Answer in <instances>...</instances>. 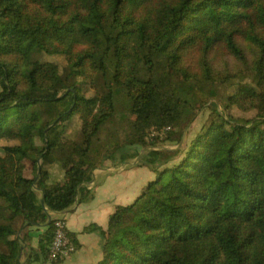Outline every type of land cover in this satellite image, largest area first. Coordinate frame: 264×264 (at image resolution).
I'll use <instances>...</instances> for the list:
<instances>
[{"label":"trees","instance_id":"trees-1","mask_svg":"<svg viewBox=\"0 0 264 264\" xmlns=\"http://www.w3.org/2000/svg\"><path fill=\"white\" fill-rule=\"evenodd\" d=\"M29 40L62 62L44 56L26 71ZM196 47L202 60L190 72L182 62ZM142 52L150 66L166 54L190 99L138 77ZM250 68L253 81L245 80ZM213 82L237 83L227 112L206 87ZM122 91L135 124L169 126L167 138L179 143L197 106L221 120L203 126L186 151H164L175 164L118 205L107 228H84L103 237L95 264H264V0H0V200L8 203L0 205V264L51 261V211L94 197L82 183L100 162L86 157ZM248 99L251 110L236 114ZM149 143L140 133L130 155ZM18 215L22 230L9 222ZM35 224L46 226L31 248Z\"/></svg>","mask_w":264,"mask_h":264},{"label":"rangeland","instance_id":"rangeland-1","mask_svg":"<svg viewBox=\"0 0 264 264\" xmlns=\"http://www.w3.org/2000/svg\"><path fill=\"white\" fill-rule=\"evenodd\" d=\"M28 53L31 56V63L25 67L26 71H29L31 67L38 62L42 57H46L50 60H55L58 62H62L61 56L54 55H45L40 46L36 43L35 40H29L27 42ZM202 51L200 48L196 47L190 49L186 52L182 67L185 70L190 72H194L197 70V67L200 66V62L202 60ZM141 59L138 64L137 75L140 78L148 79L154 78L157 83L164 89L169 92H177V95L182 98L190 99V93L184 87L183 83L178 81V77H174L171 74L169 69V64L167 60L166 54L159 52L154 59L152 66L145 60V52H142ZM89 66H86L88 69ZM111 72L113 71V66L111 64ZM63 74L66 73L64 71V64H61ZM100 75V74H99ZM176 75V74H175ZM255 70L250 68L246 70L245 80H254ZM103 83V77H99V82L97 81V77L91 79L92 88L88 91V95H91L95 91V87L100 86ZM233 85H229V82H213L206 84L208 89H213V99L220 103L219 109L222 107L227 112V101L229 95L232 92ZM203 99H206L209 94H203ZM250 99H248V103H245L244 108L234 107L233 111L236 114H246L251 110L249 105ZM197 106V110L194 113V119L187 126L182 141H174L167 138L170 133L169 126L166 127H143L134 123L133 111H132V101L125 91L119 92L116 95L115 100V111L112 116H110L107 120L103 122L98 133L95 135L92 148L88 156L86 157L87 161H97L100 164L105 159H111L112 163L121 166H133V170L127 175L129 180V184L135 187H145L150 180L157 178L161 171L166 168V166H172L175 164V161L167 162V159L170 157V154L164 151H171L176 149L177 147H182V150L186 151L188 148L191 139L198 133L203 126H208L209 124L221 120V116H218L214 119H210L211 116V108L208 106ZM35 116L43 115L46 117V109L47 108H36ZM193 115V114H191ZM190 118V116H189ZM77 119V122H74V127L71 130L75 129V132L80 129V121L78 117H74ZM187 120V118H185ZM145 132L147 138L151 143L142 145L138 147V153L130 155V152H134L135 143L137 141V137L139 134ZM159 137V138H157ZM123 160V161H121ZM120 164V165H119ZM262 167L264 169V159L262 160ZM41 169V164H40ZM58 173L60 176L64 174V169L59 168ZM170 175L169 171L165 172V178ZM140 184V185H139ZM36 188L37 185L35 186ZM142 191V189H140ZM40 194V191H39ZM140 196V195H138ZM128 200V199H127ZM135 200V199H134ZM133 200V201H134ZM131 201V200H130ZM127 201V202H130ZM132 201V202H133ZM131 203V202H130ZM8 203L1 199L0 205L6 207ZM120 205V204H119ZM118 206V205H117ZM117 208V207H116ZM21 219L22 224L20 226H16L15 223L17 219ZM1 222H8L7 219H1ZM10 223H12L13 227L22 230L23 228V216L18 215L16 218ZM104 227L101 224H97ZM21 237V235H20ZM26 241V240H25ZM25 243L23 242L21 249V257L25 250ZM28 247V246H27ZM103 251V245H102ZM103 258V254L101 259ZM25 259V256H23Z\"/></svg>","mask_w":264,"mask_h":264},{"label":"crops","instance_id":"crops-1","mask_svg":"<svg viewBox=\"0 0 264 264\" xmlns=\"http://www.w3.org/2000/svg\"><path fill=\"white\" fill-rule=\"evenodd\" d=\"M123 161V160H121ZM120 165V164H119ZM134 166V165H133ZM133 166L118 167L111 159H105L93 171L90 181L82 183L94 192L90 200H76L71 206L60 210L51 211L52 217L64 216L67 220L70 232L76 233L78 246L70 258L61 261L36 260L32 264H95L102 257L103 237L98 229L85 230L89 224H101L108 227L111 214L119 204H129L141 193L140 186L133 187L129 184L127 175L133 170ZM140 185V184H139ZM43 191L42 188H39ZM128 199V200H127ZM131 200V201H130ZM130 201V202H127ZM21 219H17L15 225L20 226ZM46 224H35L29 229L31 244L36 248L39 233Z\"/></svg>","mask_w":264,"mask_h":264},{"label":"built area","instance_id":"built-area-1","mask_svg":"<svg viewBox=\"0 0 264 264\" xmlns=\"http://www.w3.org/2000/svg\"><path fill=\"white\" fill-rule=\"evenodd\" d=\"M49 249V259L51 261H61L70 258L76 250L64 216L56 217L54 239Z\"/></svg>","mask_w":264,"mask_h":264},{"label":"water","instance_id":"water-1","mask_svg":"<svg viewBox=\"0 0 264 264\" xmlns=\"http://www.w3.org/2000/svg\"><path fill=\"white\" fill-rule=\"evenodd\" d=\"M40 164H41V160H40ZM40 172H41V171H39V174H40ZM37 179H38V177H37ZM41 199H42V201L44 202V194L41 195Z\"/></svg>","mask_w":264,"mask_h":264}]
</instances>
